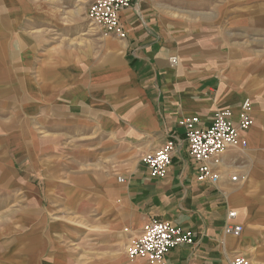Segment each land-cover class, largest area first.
I'll use <instances>...</instances> for the list:
<instances>
[{"label": "crops", "instance_id": "1", "mask_svg": "<svg viewBox=\"0 0 264 264\" xmlns=\"http://www.w3.org/2000/svg\"><path fill=\"white\" fill-rule=\"evenodd\" d=\"M91 1L0 0V185L22 202L0 228V264H81L61 244L80 228L108 247L92 264H146L125 251L152 219L194 233L168 264H264L262 67H242L223 8L191 22L176 7L166 20L172 0H134L121 13L127 38L113 39L87 18ZM246 99L247 146L219 157L218 183L199 181L179 120L208 128L230 109L238 123ZM170 138L177 153L154 177L143 158ZM78 197L83 208L64 207ZM229 210L240 236L225 234Z\"/></svg>", "mask_w": 264, "mask_h": 264}, {"label": "built area", "instance_id": "2", "mask_svg": "<svg viewBox=\"0 0 264 264\" xmlns=\"http://www.w3.org/2000/svg\"><path fill=\"white\" fill-rule=\"evenodd\" d=\"M90 3L87 18L100 32L127 38L128 33L123 26L121 13L130 9L135 4L134 0H92ZM169 61L172 66L178 64L176 56H172ZM213 120L208 128L200 126L197 116L183 117L179 123L185 129L188 149L197 166V179L201 182L218 183L221 175L213 165L219 162V157L230 147L247 146V139L241 133L249 130L254 124L250 99L243 101L238 123L233 120V112L230 109L217 111ZM177 147L175 139L170 138L162 147L144 156L143 160L154 177L163 178L167 175ZM231 180L238 181V176L233 175ZM236 216V211L229 210L225 234H242L244 226L233 222ZM142 228L143 231L134 237L127 247V257L131 260L140 259L146 264H168L166 255L172 248L195 243L193 231L174 226L168 221L152 219ZM230 264L255 263L249 257L238 254L232 258Z\"/></svg>", "mask_w": 264, "mask_h": 264}, {"label": "rangeland", "instance_id": "3", "mask_svg": "<svg viewBox=\"0 0 264 264\" xmlns=\"http://www.w3.org/2000/svg\"><path fill=\"white\" fill-rule=\"evenodd\" d=\"M167 1V0H166ZM176 3L172 0L169 8L162 15L166 20L170 19L171 15L168 9H177L178 21L183 19L192 22L198 16L204 15L202 11L210 10L211 15L215 13L213 9L223 8L225 29L227 30V44L236 45L237 50L243 53L244 58L242 67L253 73V69L258 70L261 66V72L264 73V0H177ZM182 1V2H179ZM169 3V1H168ZM219 11L220 18L223 14ZM174 17V16H173ZM90 21V20H89ZM100 35L111 37L113 39H125L105 32H98ZM254 67V68H253ZM8 189L0 185V228L6 227L13 220L12 211H14L22 203L20 201L11 202L9 200ZM70 205V204H69ZM68 204L64 207L71 209L83 208L85 201L75 200L73 207ZM81 226V225H79ZM93 231V230H92ZM98 235L91 233L87 228H80L73 235L62 239L61 244L66 247V253L69 255L80 254L82 258L81 264H92L94 258L99 252L106 251L108 247L98 245L94 241H98ZM127 252V249L126 251ZM74 264L71 262L70 264Z\"/></svg>", "mask_w": 264, "mask_h": 264}]
</instances>
